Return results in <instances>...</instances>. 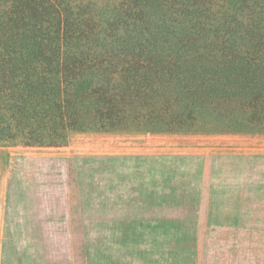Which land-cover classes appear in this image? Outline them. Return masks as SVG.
Returning a JSON list of instances; mask_svg holds the SVG:
<instances>
[{"label":"trees","instance_id":"obj_1","mask_svg":"<svg viewBox=\"0 0 264 264\" xmlns=\"http://www.w3.org/2000/svg\"><path fill=\"white\" fill-rule=\"evenodd\" d=\"M264 131V0H0V148Z\"/></svg>","mask_w":264,"mask_h":264},{"label":"rangeland","instance_id":"obj_2","mask_svg":"<svg viewBox=\"0 0 264 264\" xmlns=\"http://www.w3.org/2000/svg\"><path fill=\"white\" fill-rule=\"evenodd\" d=\"M0 264H264V131L1 147Z\"/></svg>","mask_w":264,"mask_h":264}]
</instances>
